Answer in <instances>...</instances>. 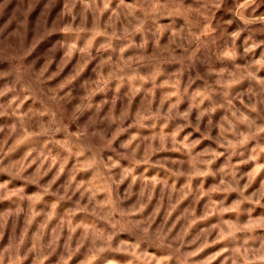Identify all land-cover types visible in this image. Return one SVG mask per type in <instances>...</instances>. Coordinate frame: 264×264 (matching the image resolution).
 I'll return each mask as SVG.
<instances>
[{"label":"clouds","instance_id":"clouds-1","mask_svg":"<svg viewBox=\"0 0 264 264\" xmlns=\"http://www.w3.org/2000/svg\"><path fill=\"white\" fill-rule=\"evenodd\" d=\"M0 264H264V0H3Z\"/></svg>","mask_w":264,"mask_h":264},{"label":"rangeland","instance_id":"rangeland-1","mask_svg":"<svg viewBox=\"0 0 264 264\" xmlns=\"http://www.w3.org/2000/svg\"><path fill=\"white\" fill-rule=\"evenodd\" d=\"M3 2V0H0V3H2ZM24 2H27V0H24Z\"/></svg>","mask_w":264,"mask_h":264}]
</instances>
